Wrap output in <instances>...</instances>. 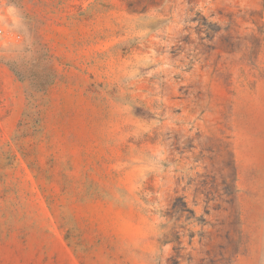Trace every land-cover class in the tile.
I'll list each match as a JSON object with an SVG mask.
<instances>
[{"label":"rangeland","instance_id":"1","mask_svg":"<svg viewBox=\"0 0 264 264\" xmlns=\"http://www.w3.org/2000/svg\"><path fill=\"white\" fill-rule=\"evenodd\" d=\"M264 0H0V264H264Z\"/></svg>","mask_w":264,"mask_h":264},{"label":"crops","instance_id":"2","mask_svg":"<svg viewBox=\"0 0 264 264\" xmlns=\"http://www.w3.org/2000/svg\"><path fill=\"white\" fill-rule=\"evenodd\" d=\"M263 17H264V13H263Z\"/></svg>","mask_w":264,"mask_h":264}]
</instances>
